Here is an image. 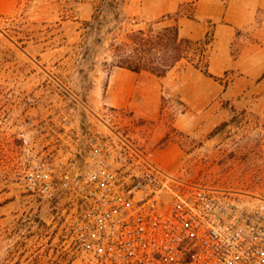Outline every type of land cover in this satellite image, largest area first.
<instances>
[{"label": "rangeland", "instance_id": "374dc122", "mask_svg": "<svg viewBox=\"0 0 264 264\" xmlns=\"http://www.w3.org/2000/svg\"><path fill=\"white\" fill-rule=\"evenodd\" d=\"M96 1L0 0V264H80L61 221L19 180L27 158L53 162L58 156L64 118L86 126L111 120L153 159L171 153L172 173L264 198V96L220 97L224 115L211 123L208 107L195 112L185 103L190 92L181 90L192 68L181 62L158 81L155 117L103 101L109 77L118 72L108 47L114 38L119 42L127 32L174 19L183 36L195 1L176 8L174 0H124L118 24L110 14L94 12Z\"/></svg>", "mask_w": 264, "mask_h": 264}, {"label": "built area", "instance_id": "2783aa9c", "mask_svg": "<svg viewBox=\"0 0 264 264\" xmlns=\"http://www.w3.org/2000/svg\"><path fill=\"white\" fill-rule=\"evenodd\" d=\"M113 124L64 118L58 156L19 176L80 264H264V198L168 172Z\"/></svg>", "mask_w": 264, "mask_h": 264}, {"label": "crops", "instance_id": "0c3cea01", "mask_svg": "<svg viewBox=\"0 0 264 264\" xmlns=\"http://www.w3.org/2000/svg\"><path fill=\"white\" fill-rule=\"evenodd\" d=\"M174 1L177 8L193 0ZM194 1V18L183 22L185 29L181 37L192 41L209 37L208 72L224 80L221 84V80L214 81L192 69L184 75L181 91L187 92L186 95L190 92L185 103L195 112L208 107L210 122L215 124L224 115L218 103L220 97L243 101L245 97L254 96L260 101L264 96V0ZM117 70L109 77L104 103L110 107H132L146 117H155L160 101V80L145 72ZM228 74L232 76L230 79ZM178 123L183 126L182 118ZM172 158V154L167 153L152 160L172 173L176 167Z\"/></svg>", "mask_w": 264, "mask_h": 264}, {"label": "trees", "instance_id": "16d2710c", "mask_svg": "<svg viewBox=\"0 0 264 264\" xmlns=\"http://www.w3.org/2000/svg\"><path fill=\"white\" fill-rule=\"evenodd\" d=\"M124 0H98L94 6L96 14H110L118 24V7ZM168 18V17H167ZM95 19V14L93 16ZM105 19V17H104ZM156 22L154 24H158ZM99 24V22H98ZM210 38L192 41L179 34L177 20L173 24L130 31L122 40L109 44L112 67L131 73H149L157 79H163L179 63L185 62L192 69L214 81H220L208 72V45Z\"/></svg>", "mask_w": 264, "mask_h": 264}]
</instances>
